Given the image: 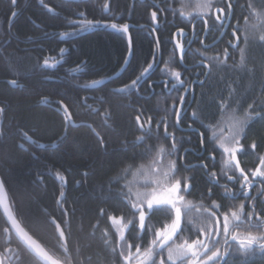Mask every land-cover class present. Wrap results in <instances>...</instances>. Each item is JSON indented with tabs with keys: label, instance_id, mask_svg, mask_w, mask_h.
<instances>
[{
	"label": "trees",
	"instance_id": "obj_1",
	"mask_svg": "<svg viewBox=\"0 0 264 264\" xmlns=\"http://www.w3.org/2000/svg\"><path fill=\"white\" fill-rule=\"evenodd\" d=\"M235 2L231 29L238 32L240 47L229 49V32L212 51L195 44L193 57H186L184 63L194 66L204 61L211 72L206 78L205 68L193 70L187 82L203 84L194 88L193 111L202 106L214 113L215 105L222 103L216 121L221 123L231 114L248 119L246 136L261 147L264 0ZM204 3L206 0H15L13 4L0 0V176L18 221L62 263L119 264L111 251L117 246L118 233L110 217L123 216L126 224L132 222L131 229L136 221L118 193L129 188L132 193L143 191L146 181L155 179L154 168L162 174L169 160L177 159L167 155L172 141L164 139L163 126L161 141L153 136L158 131L154 121L161 122L164 114L167 117L174 102L164 96L163 81L173 79L165 73V68L169 70L166 63H177L171 71L183 73L174 49V33L178 28L191 30L196 20L204 17L210 24L208 42L220 37L214 10L225 7V0H212L211 13L201 7ZM154 10L155 22L151 20ZM87 20L95 26L81 30L80 23ZM110 23L118 28L128 23L129 33L105 26ZM195 30L202 37L204 22L198 21ZM129 36L132 56L128 55ZM160 53V65L149 71L145 84L140 85L142 80L137 87H130L142 67L155 57L157 60ZM175 90L177 102L181 91ZM151 91H160L161 97L152 96ZM63 105L77 127L67 124L60 113ZM190 115L188 112L187 120ZM190 123L199 127L197 122ZM141 124L145 131L151 129L150 135L143 132ZM173 133L177 140L185 138L178 164L186 152L183 149L190 151L185 154L186 165L206 162L196 133ZM161 145L166 152L154 163ZM205 146L209 148L207 140ZM190 173L193 189L205 194L211 184L205 180L204 169L197 167L182 175L188 178ZM61 175L64 181L59 180ZM161 214L157 224L164 220L165 214ZM52 220L63 229L66 246ZM126 238L130 239L129 235ZM20 245L0 211L4 264H36ZM238 262L264 264V258L242 255ZM236 263L232 257L231 264Z\"/></svg>",
	"mask_w": 264,
	"mask_h": 264
},
{
	"label": "snow or ice",
	"instance_id": "obj_2",
	"mask_svg": "<svg viewBox=\"0 0 264 264\" xmlns=\"http://www.w3.org/2000/svg\"><path fill=\"white\" fill-rule=\"evenodd\" d=\"M11 2L14 4L15 0H11ZM201 7L206 13H211L213 9L212 0H206V3L201 5ZM225 7L230 10L232 4H225ZM217 11L222 12L223 8H218ZM15 15L16 13L13 12V16ZM224 19L227 20V17ZM151 20L157 21V11L151 12ZM216 20L221 21V17L216 16ZM203 22L207 23V21ZM94 26L91 20L80 23L81 30ZM105 26L117 29L125 34L129 33L128 23H123L119 28L116 23L106 24ZM223 26L224 23L221 21L220 27ZM156 27H158V24ZM153 31H155V28H153ZM177 34L184 37V29L178 28ZM192 35L194 36L195 33H192ZM233 35H235V32H233ZM131 44V36H129V56L134 55ZM174 49H179L182 59L185 51L184 44L176 41ZM216 59H219V57H216ZM125 62L127 63V61ZM44 63L47 65L48 61L45 60ZM153 66L152 63H149L147 67H142L140 74L131 81L130 87H137ZM165 71H168V69L165 68ZM170 75L174 78L176 84L181 87L185 86V81L181 79L180 71H171ZM197 82L199 83V81ZM149 87H151V84ZM185 91H191V89L185 87ZM176 103V101L173 102L174 109ZM178 103L180 106H184L185 99L183 95L178 97ZM202 104L203 101H201ZM223 106L222 103L216 104V112L214 113H208L205 108L198 106V110L191 113L193 121L199 123V127L194 129V131L200 137L202 144L207 140L211 146V154L207 159L216 160L217 157L222 158L227 154L228 158L224 161L225 166L233 168V174L227 175L225 173V178L234 185H238L239 192L230 193L227 187H225L222 199L224 196H230L232 200H236L238 196L243 195L245 200H251L252 197L247 194V189H250L252 186L251 181H249V174L245 172L244 168L240 167V161L237 158L238 152H244V145L241 143V140L246 135L248 119H240L233 115L228 118L227 127H221L220 123L216 121V116ZM174 118L175 123L173 127H178L181 120L179 110L174 111ZM136 121H140V116L136 117ZM204 121H209V123H204ZM147 122L151 124V118H148ZM162 123L164 127V139L172 141L167 145V149H170L167 151V155L169 157L175 156L177 159L169 160L167 171L162 174L159 168H154L155 179L146 181L143 185V191L138 190L132 193V190L129 188L122 194L118 193V195H122L125 198L126 203L133 210L132 215L136 222L132 224V233H144L145 236L150 235L151 237L143 245L140 242L143 237L139 235L129 233L130 239L126 238L125 233L132 222L129 221L126 224L123 216L119 218L111 216L110 219L116 226L118 233L117 246L113 247L111 251L119 264H230L233 256V246L237 244L240 247L236 251H240L245 255L254 254L256 247L264 253V217H258L261 223L251 224V218L255 214V205L250 206V212H245L244 203H239L234 209L227 210L224 205L209 199V206L207 208L203 204L200 206V210L204 214L197 219L190 218L192 205L190 201L186 200V196L191 195L192 185L189 179L182 175L184 171L189 169H186L183 163L178 164L185 138L182 137L177 140L174 134L168 131V124L166 122ZM140 126L144 128V124ZM159 126L157 124V128ZM146 134L150 135L151 129ZM188 139L190 141V138ZM141 140L143 141V137H141ZM250 147L255 149L256 144L252 143ZM183 150L187 151L186 149ZM204 150L207 151V148ZM165 152L166 147L161 145L157 150V159L154 163H159ZM200 167L205 171L208 170L207 163H202ZM236 171L239 173L238 176L236 175ZM208 174L215 181L214 186H219L216 173L209 172ZM251 175L264 178V156L259 158V168L251 173ZM59 180L64 181L65 177L61 175L59 176ZM2 187L3 184L0 182V188ZM212 194V188L209 187L205 195L210 198ZM63 195L64 193L61 192V196ZM218 212L220 215H217ZM158 213L165 214L167 222H162L159 228L150 229L146 221L150 219V216ZM242 216L248 219L249 227L257 229V234L249 232L244 237L240 236L233 222L240 221ZM13 224H15V221H13ZM16 227L23 244L31 247L43 260L50 261L51 264H60V261L54 260L32 236L28 235L22 228H19L18 225ZM193 230L195 231L193 232ZM185 232L192 233V236L184 238ZM64 237L65 233L61 230L59 239L64 240ZM20 246L22 247V245ZM36 264H40V261L38 260Z\"/></svg>",
	"mask_w": 264,
	"mask_h": 264
},
{
	"label": "flooded vegetation",
	"instance_id": "obj_3",
	"mask_svg": "<svg viewBox=\"0 0 264 264\" xmlns=\"http://www.w3.org/2000/svg\"><path fill=\"white\" fill-rule=\"evenodd\" d=\"M229 3L232 4V7H231L230 10L228 8H226V7H217L214 10V13H215V11L218 8H223V12H224L223 16L227 17V20H225V19H223L221 13L218 15V16L221 17V21H223V23H224V26L220 27L221 21H217L216 18H215V14H214L215 21L218 24V29L220 30V35H219L220 37L223 34V32L226 30V26H227V23H228V20H229V17H230L231 14H232L231 24L233 22L234 8H235V3L236 2H235V0H234V2L232 0H230ZM225 4H227L226 0H225ZM231 10H232V12H231ZM200 18H204V17H199L198 19H200ZM204 19L208 22V28H207L206 24L204 23L205 24V30H204V35L202 37L200 36V34L198 35L196 33V30H195L196 26H195L194 30H193V26H192L191 30H185L184 29L185 36L184 37H181V36L178 37V41L183 43L184 44V48H185V54L183 56L182 61L180 59L179 51L177 49H175L176 52L178 53V56H179V59H178L177 62L182 67V72L183 73L181 74V79L185 81V86L181 87L180 85L176 84L174 78L172 80H168V81L165 80V81H163L165 83L164 96H166V97L170 96L171 97L170 100L176 101L177 95H178V93H177L178 91L175 90V87H178L180 89L179 91H181V95L184 96L185 104H184V106L182 108V111H181V120H180V123H179L178 127H173V124L175 123L174 111H176V110L180 111V108H181V106L178 103V100H177L175 109L172 106V108H170V110H169V115L167 117H165V114H164V117H163L161 122H160V119H158L157 121L156 120L154 121V122H156L157 124L160 125L159 128H157V124L154 126L155 130L156 131L158 130V131H157L156 134H153V136L155 138H159L158 141H161V139H162L160 137V133H159L161 127L163 126L162 122H166L168 124V131L170 133H173V132H176V131L183 132V133H189L186 130H194V129H196L190 123L191 120L193 121L191 115L189 117V120H187V114H188V112H190V113L193 112V107L192 106L194 104L195 95H196L194 88H195L196 85H198V86L202 85V83H200V82L198 83L197 80H195L192 84L188 85L187 81L190 79L191 73L193 72V70L199 71L202 68H205V70H206L205 75H206V78H208L209 75H210V72H211V68L204 61H200L194 66L190 65V62H189V64L185 62L186 63L185 64L184 61L186 60V57H188V56L193 57V48H194L195 44L199 45L205 51H212L217 46L216 47L214 46L215 48L213 47L212 49H208V48L211 45H213L220 38L219 37L214 42H208V35H209V32H210V24H209V21L206 18H204ZM231 24H230L227 32L225 33L224 37L222 38V40L220 41L219 44L222 43L224 38H226L227 33L229 32V37H231L232 39H226V40L228 41L229 49L233 50L231 48V45L235 44V38L233 36V32H235V34L239 37V39H240V36H239L238 32H236L235 30L231 29L232 28ZM139 30L142 31L144 29L142 27H139ZM176 33H177V31L173 35L174 45H175V35H176ZM192 33H195V35L193 36ZM229 42H231V43H229ZM240 45H241V39H240ZM240 45H239V47H240ZM159 58L156 60V57H155L153 60H151V63L153 65H160L159 63H160L161 58H162L161 53H160ZM166 64L167 65L165 67H169L168 72H165L166 74H170V72H171L170 67H175L177 65V63H175V62H168ZM172 71H175V70H172ZM204 81L207 82V80H205V78H204ZM144 84H145V80H143L140 85H144ZM150 84H151V87H152V85H154L153 82L149 83V85ZM156 84L160 85L159 82L156 83ZM174 85H175V87H174ZM185 87L186 88H190L191 91H187L186 92L185 91ZM151 92H152L151 93L152 96H154L156 98H160L161 97V92L160 91H156V92L151 91ZM160 114H161V109L158 110V115L157 116H160ZM233 115L237 117L236 114H231V115L223 118V120H221L220 124L225 126V127H227L228 118L230 116H233ZM259 118H261V116H259ZM162 128L164 130V127H162ZM141 129L144 130L143 132L147 133V131H145L144 128H141ZM173 134L175 136V133H173ZM225 134H227V133H225ZM241 143L244 145V152H242V153L238 152L237 153V158L240 161V167L244 168L245 172L249 174V181H251L252 186H251L250 189H247V194H248V196L252 197V199L251 200H245L243 195L238 196V198L236 200H232L230 198V196H224V198L222 199V195L224 194L225 187H227V189L229 190L230 193H236V192H239V186L238 185H234L232 182L226 180V178H225V173L227 175H232L233 174V168L232 167H226L225 163H224V161L227 160V158H228L227 154H225L224 157H222V158L221 157H217L216 160L207 159V157L211 154V146L209 145V148L207 149V151H205L204 149L206 148V146H205V141H204L203 144L201 143V146H202L201 152L205 155L204 159H205L206 162H203V163L209 164L208 170L207 171L204 170V173L206 175L205 176V180L209 184H211L210 187L212 188V193L213 194H212V196L210 198L207 195H205L206 193L205 194H200V195L197 194L196 191L193 189V181H194V179L192 178V175L190 173V176L188 177V179H189V182L192 185V190H191V195L190 196H186V200L190 201L191 205H192L190 218L197 219L199 216L204 214V213H202V210H200V206L203 204V206L205 208H207L209 206V199H211V200H215L219 204L224 205L227 210H232L235 207H237L239 203H244L245 204V212H250L251 211V207L250 206L251 205H255V214L251 218V224H259V223H261V221L258 219V217H264V178H261L259 176L254 177V176L251 175V173H253L254 171H256L259 168V158L264 156V143H263V146L259 147V145L257 144V141L255 139H251V138L247 137L246 135L241 140ZM252 143L256 144V148L255 149H252L250 147V145ZM187 152H190V151H186L184 153V157H183L182 163L185 166V168L189 169V172L190 171L192 172L193 169H195L197 167H200V165L202 163L199 164L197 162H195V163L192 162L193 164L186 165L185 164V154ZM209 172H215L216 173L217 179L219 180V186H214L215 185V181H213L211 179V177L208 174ZM236 175L237 176L239 175L238 171H236ZM222 211H223V209H222ZM160 215H162V214L158 213L156 215H152V216H150V219L148 221H146V224L148 225V227L150 229L151 228H159L162 225V222H167L166 218L164 217V220L161 223L157 224L159 222L158 218H159ZM217 215H220V213L218 212ZM233 223L236 225V231L240 234L241 237L246 236L249 232H251L252 234H257V229L256 228L249 227V221H248V219L246 217L242 216L240 221H235ZM131 230H132L131 229V224H129L128 230L126 231L125 236L129 235ZM194 231L195 230H193V232ZM133 235H139V236L143 237L142 241H140L142 243V245L147 239L151 238L150 235L149 236H145L144 233H133ZM191 236H192V233L185 232V234H184V238H190ZM239 247L240 246L238 244L233 246V256L232 257L234 258V262L235 263L237 262L236 264H239L238 260L241 259L242 255H245V254H243L240 251H236V249L239 248ZM251 256L252 257H262V258H264V253H262L259 250V248L256 247L254 254H251ZM230 264H231V261H230Z\"/></svg>",
	"mask_w": 264,
	"mask_h": 264
},
{
	"label": "water",
	"instance_id": "obj_4",
	"mask_svg": "<svg viewBox=\"0 0 264 264\" xmlns=\"http://www.w3.org/2000/svg\"><path fill=\"white\" fill-rule=\"evenodd\" d=\"M226 2H227V4H229V2H230V0H226ZM231 12H232V10H231ZM221 13V15H222V17H223V19L225 18L223 15H224V12L222 11H215V17L216 16H218L219 14ZM198 21H206L204 18H200V19H198L196 22H195V24L193 25V30H194V28H195V26H196V24L198 23ZM231 21H232V14L230 15V17H229V20H228V23H227V26H226V30L223 32V34L221 35V37L213 44V45H211L208 49H212L214 46H216L217 44H219L220 43V41L222 40V38L224 37V35H225V33L227 32V30H228V28H229V26H230V24H231ZM206 26H207V28H208V22L206 23ZM234 36V38H235V44H232L231 45V48L233 49V50H235V49H237L238 47H239V45H240V39H239V37L235 34V35H233ZM178 37H179V35L176 33V35H175V43H176V41H178ZM178 51H179V49H177ZM179 54H180V52H179ZM184 54H185V51H184ZM184 54H183V56H184ZM180 59H181V54H180ZM182 59H183V57H182ZM182 59H181V61H182ZM205 66V65H204ZM13 86H15V85H13ZM182 108H183V106H181V108H180V113H181V111H182ZM60 113L65 117V119L67 120V124H71V126H73V127H77L75 124H74V121H73V119H72V117H71V115H70V113H69V111L67 110V108L63 105L62 106V108H61V111H60ZM179 123H180V121H179ZM0 128H1V126H0ZM187 132H189V133H195V131L194 130H186ZM0 182H2V184H3V181H2V178H1V176H0ZM0 211H1V213H2V215H3V217H4V219H5V221H6V223H7V225H8V227H9V230H10V232L12 233V235L17 239V241L38 261H40V263L41 264H51V262L50 261H45V260H43L41 257H39L38 255H37V253L31 248V247H29L27 244H23V241H21V239H20V236H19V234H18V229H17V227H16V225H18L19 226V228H22L25 232H27L24 228H23V226L21 225V223L18 221V219L16 218V216H15V214H14V212H13V210H12V206H11V203H10V199H9V195H8V193H7V191H6V188H5V186H4V184H3V187L2 188H0ZM13 221H15V224H13ZM52 222V224L55 226V228H56V230H57V233H58V236H59V238H60V231L61 230H63L62 228H61V226L56 222V221H54V220H52L51 221ZM28 233V232H27ZM28 235H30L29 233H28ZM31 236V235H30ZM33 238V237H32ZM34 239V238H33ZM35 240V239H34ZM41 247H43L37 240H35ZM62 241V244L64 245V246H66V244H67V242H65V241H67V239H66V236L64 237V240H61ZM44 248V247H43ZM44 250L46 251V252H48L45 248H44ZM48 254L49 255H51L49 252H48ZM52 256V255H51ZM52 258L54 259V260H57L56 258H54L53 256H52ZM59 261V260H58ZM0 262H2V264H3V257H2V255H1V253H0ZM60 264H64V263H62L61 261H60Z\"/></svg>",
	"mask_w": 264,
	"mask_h": 264
},
{
	"label": "rangeland",
	"instance_id": "obj_5",
	"mask_svg": "<svg viewBox=\"0 0 264 264\" xmlns=\"http://www.w3.org/2000/svg\"><path fill=\"white\" fill-rule=\"evenodd\" d=\"M218 45H219V44H218ZM218 45H216V46H218ZM216 46H215V47H216ZM215 47H214V48H215ZM112 223H113V222H112ZM113 225H114V224H113ZM114 227H115V229H116V226H115V225H114Z\"/></svg>",
	"mask_w": 264,
	"mask_h": 264
}]
</instances>
